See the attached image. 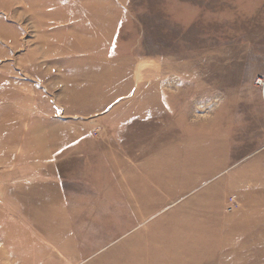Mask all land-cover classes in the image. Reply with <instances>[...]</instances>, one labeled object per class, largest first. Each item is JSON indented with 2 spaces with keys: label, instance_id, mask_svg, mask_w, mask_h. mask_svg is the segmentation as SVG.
<instances>
[{
  "label": "rangeland",
  "instance_id": "374dc122",
  "mask_svg": "<svg viewBox=\"0 0 264 264\" xmlns=\"http://www.w3.org/2000/svg\"><path fill=\"white\" fill-rule=\"evenodd\" d=\"M257 78L264 0H0V187L78 194L1 198L0 264H264Z\"/></svg>",
  "mask_w": 264,
  "mask_h": 264
},
{
  "label": "crops",
  "instance_id": "0c3cea01",
  "mask_svg": "<svg viewBox=\"0 0 264 264\" xmlns=\"http://www.w3.org/2000/svg\"><path fill=\"white\" fill-rule=\"evenodd\" d=\"M61 133H59L60 135ZM55 140L61 139L58 138V136L53 137ZM66 139V138H65ZM69 144L65 143L64 150L66 149L69 150V154L65 152H61V148H57L56 150H53V152L48 153L49 154V159L53 160L54 162L51 166V168H47L46 165V158H40L36 157L35 159L37 160L38 163L31 164L33 167L27 168L28 170H21L19 168H9V171L11 175L16 176L18 174H22L21 176H53V177H58L61 180V177H66V171L61 168L63 164H54L56 163V160H61V161H69L70 163V168L71 165L73 164L74 169L76 170V164H77V146H78V137L76 131L70 132L69 138H68ZM68 144V147H67ZM64 153V154H63ZM53 155V156H52ZM44 160V162H43ZM60 161V162H61ZM48 162V161H47ZM65 165V164H64ZM47 170V171H46ZM23 171V172H22ZM27 172V174L25 173ZM8 174V175H10ZM0 199L4 198L8 203L16 204L19 202H24V204H32V208L35 210H44L47 208H51L54 206V203H63L65 204L64 206L67 208H72L76 207L77 202H78V194H77V186L74 184V188L69 187V189L65 190L63 188V185H61L60 182H56L52 185L49 184H44V185H29V184H9L5 185L3 187H0ZM89 201V199H88ZM47 204V206H46ZM52 205V206H51ZM45 206V207H44ZM25 212V213H24ZM39 212V211H38ZM35 213V216H40L39 213ZM45 211H42L41 215H44ZM23 216L24 215H31L30 211H23L22 212ZM18 238V237H17ZM30 238V237H29ZM12 240L16 238H11ZM31 239H43V238H36L35 236ZM1 241H9L10 239L7 237H0Z\"/></svg>",
  "mask_w": 264,
  "mask_h": 264
},
{
  "label": "built area",
  "instance_id": "2783aa9c",
  "mask_svg": "<svg viewBox=\"0 0 264 264\" xmlns=\"http://www.w3.org/2000/svg\"><path fill=\"white\" fill-rule=\"evenodd\" d=\"M256 84L264 89V78H257Z\"/></svg>",
  "mask_w": 264,
  "mask_h": 264
},
{
  "label": "bare ground",
  "instance_id": "6f19581e",
  "mask_svg": "<svg viewBox=\"0 0 264 264\" xmlns=\"http://www.w3.org/2000/svg\"><path fill=\"white\" fill-rule=\"evenodd\" d=\"M262 92L264 93V89L262 90Z\"/></svg>",
  "mask_w": 264,
  "mask_h": 264
}]
</instances>
